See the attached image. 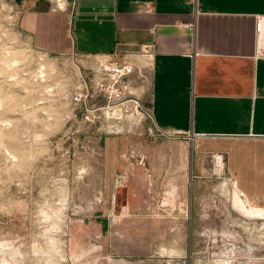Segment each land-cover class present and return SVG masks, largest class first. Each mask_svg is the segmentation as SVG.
Here are the masks:
<instances>
[{"label": "rangeland", "instance_id": "rangeland-1", "mask_svg": "<svg viewBox=\"0 0 264 264\" xmlns=\"http://www.w3.org/2000/svg\"><path fill=\"white\" fill-rule=\"evenodd\" d=\"M22 27L0 0V264H264V211L240 208L219 166L167 182L150 121H88L80 57Z\"/></svg>", "mask_w": 264, "mask_h": 264}, {"label": "crops", "instance_id": "crops-1", "mask_svg": "<svg viewBox=\"0 0 264 264\" xmlns=\"http://www.w3.org/2000/svg\"><path fill=\"white\" fill-rule=\"evenodd\" d=\"M57 1L60 8L15 0L22 28L47 53L112 56L154 46L142 102L151 125L181 134L152 136L145 156L167 182L206 178L221 154L217 167L233 191L264 211V0Z\"/></svg>", "mask_w": 264, "mask_h": 264}, {"label": "built area", "instance_id": "built-area-1", "mask_svg": "<svg viewBox=\"0 0 264 264\" xmlns=\"http://www.w3.org/2000/svg\"><path fill=\"white\" fill-rule=\"evenodd\" d=\"M56 6L60 8L58 3ZM261 29L262 19L258 18L255 30L259 33ZM78 56L89 77L83 78L82 87L71 95V99L89 112L86 116L88 121L105 124L107 131L114 135L121 132L134 133L143 123L151 121V113L143 104L142 95L150 87L153 78L152 44H145L138 51H125L112 56L107 54ZM150 129L156 135L168 133L172 138H177L181 134L162 131L155 125H151ZM212 159L215 165H221V154L212 155ZM227 180L235 184L234 180ZM262 218L260 228L264 232V217Z\"/></svg>", "mask_w": 264, "mask_h": 264}, {"label": "bare ground", "instance_id": "bare-ground-1", "mask_svg": "<svg viewBox=\"0 0 264 264\" xmlns=\"http://www.w3.org/2000/svg\"><path fill=\"white\" fill-rule=\"evenodd\" d=\"M221 166V165H219ZM235 185V184H234ZM234 201L235 203L240 207V208H247L250 209V206L247 204L246 200L244 198L241 197L240 192L235 189L234 191ZM258 210V209H257ZM259 211H263V210H259Z\"/></svg>", "mask_w": 264, "mask_h": 264}]
</instances>
